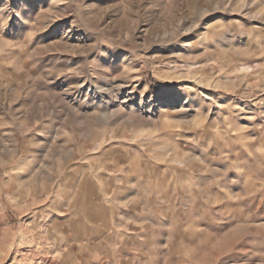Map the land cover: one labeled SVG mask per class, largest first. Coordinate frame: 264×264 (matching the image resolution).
<instances>
[{
  "label": "rangeland",
  "instance_id": "obj_1",
  "mask_svg": "<svg viewBox=\"0 0 264 264\" xmlns=\"http://www.w3.org/2000/svg\"><path fill=\"white\" fill-rule=\"evenodd\" d=\"M0 102V264H264V0H0Z\"/></svg>",
  "mask_w": 264,
  "mask_h": 264
},
{
  "label": "bare ground",
  "instance_id": "obj_2",
  "mask_svg": "<svg viewBox=\"0 0 264 264\" xmlns=\"http://www.w3.org/2000/svg\"><path fill=\"white\" fill-rule=\"evenodd\" d=\"M98 87V86H97ZM79 88V87H78ZM99 88V87H98ZM69 89V88H68ZM81 89V88H80ZM103 89V88H102ZM95 90V89H94ZM1 103V102H0Z\"/></svg>",
  "mask_w": 264,
  "mask_h": 264
}]
</instances>
